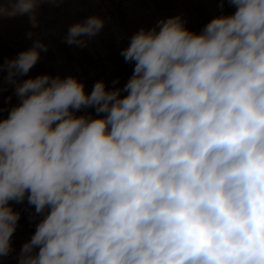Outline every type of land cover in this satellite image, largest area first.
<instances>
[{
    "label": "clouds",
    "instance_id": "1",
    "mask_svg": "<svg viewBox=\"0 0 264 264\" xmlns=\"http://www.w3.org/2000/svg\"><path fill=\"white\" fill-rule=\"evenodd\" d=\"M46 2L59 0H5L0 17L36 27ZM226 2L234 13L199 33L179 15L140 28L121 51L134 62L122 88L16 83L0 119V258L21 217L12 202L27 200L40 219L18 264H264V0ZM104 24L90 16L64 39L84 47ZM40 50L0 72L15 83Z\"/></svg>",
    "mask_w": 264,
    "mask_h": 264
},
{
    "label": "crops",
    "instance_id": "2",
    "mask_svg": "<svg viewBox=\"0 0 264 264\" xmlns=\"http://www.w3.org/2000/svg\"><path fill=\"white\" fill-rule=\"evenodd\" d=\"M139 4V17L125 21L126 27L134 33L141 24L143 28L151 29L159 20L177 15L185 20L187 28L199 33L215 18L210 14L211 0H139ZM82 9L86 19L84 5ZM65 36L47 45V51L40 50L37 63L27 74L20 76L21 80L45 74L62 78L72 75L84 83L85 91L90 94L97 81L103 80L106 88L112 90L113 87L122 88L131 77L134 62H126L121 55L130 42L121 46L106 45L96 56H87L81 53V46L66 43ZM113 81L118 83L113 85ZM80 112L95 115L94 108L81 109Z\"/></svg>",
    "mask_w": 264,
    "mask_h": 264
},
{
    "label": "rangeland",
    "instance_id": "3",
    "mask_svg": "<svg viewBox=\"0 0 264 264\" xmlns=\"http://www.w3.org/2000/svg\"><path fill=\"white\" fill-rule=\"evenodd\" d=\"M4 2L5 0H0V3ZM82 4L81 0H59L58 3H42L35 12L36 27H33V22L28 15L0 17V63L15 59L19 53L31 49L38 40L44 45H50L52 41L61 39L60 37L64 34L67 35L71 25L85 20ZM138 17L139 14L134 18L137 19ZM142 27L144 26L139 25L138 29ZM30 32L32 33L31 37L28 35ZM103 47L104 45L93 53L84 51L81 47V53L87 56H96ZM13 79L15 83L9 79L7 69L0 72V119L6 118L9 111L19 103L15 94V87L16 83L24 80H21L19 75ZM82 114L80 111L77 112V115ZM12 204L14 211L21 212V217L12 236L13 251L0 258V264H18L21 248L24 243L31 239L35 232L36 223L40 219V217L30 218L35 210L33 206L28 205L27 200L18 204L12 202Z\"/></svg>",
    "mask_w": 264,
    "mask_h": 264
},
{
    "label": "built area",
    "instance_id": "4",
    "mask_svg": "<svg viewBox=\"0 0 264 264\" xmlns=\"http://www.w3.org/2000/svg\"><path fill=\"white\" fill-rule=\"evenodd\" d=\"M86 18L96 15L105 20L103 29L93 38L88 39L87 45L82 47L84 51L93 53L107 44L121 46L130 42L133 31L129 30L125 21L137 17L141 8L139 0H81ZM211 16L220 14H232L234 8L226 2L221 5V0H211ZM141 26H144L141 24Z\"/></svg>",
    "mask_w": 264,
    "mask_h": 264
},
{
    "label": "bare ground",
    "instance_id": "5",
    "mask_svg": "<svg viewBox=\"0 0 264 264\" xmlns=\"http://www.w3.org/2000/svg\"><path fill=\"white\" fill-rule=\"evenodd\" d=\"M129 20H131V19H129Z\"/></svg>",
    "mask_w": 264,
    "mask_h": 264
}]
</instances>
